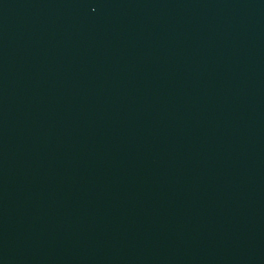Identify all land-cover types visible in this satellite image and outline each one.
Instances as JSON below:
<instances>
[{"label": "water", "instance_id": "95a60500", "mask_svg": "<svg viewBox=\"0 0 264 264\" xmlns=\"http://www.w3.org/2000/svg\"><path fill=\"white\" fill-rule=\"evenodd\" d=\"M0 264H264V0H0Z\"/></svg>", "mask_w": 264, "mask_h": 264}]
</instances>
